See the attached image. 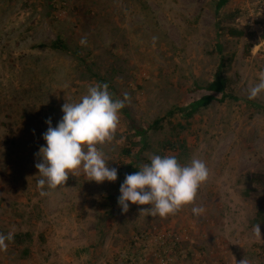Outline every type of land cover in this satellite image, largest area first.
<instances>
[{"label": "rangeland", "instance_id": "374dc122", "mask_svg": "<svg viewBox=\"0 0 264 264\" xmlns=\"http://www.w3.org/2000/svg\"><path fill=\"white\" fill-rule=\"evenodd\" d=\"M216 2L0 0V233L26 239L0 250V264H239L243 257L264 264V110L254 104L264 95L248 99L264 72V0H229L220 13L226 75L239 99L217 94L191 118L178 110L206 93L198 86L212 80L223 56ZM229 27L244 34L231 36ZM59 37L68 50L44 46ZM96 83H107L114 98L129 93L136 120L161 119V127L132 138L127 156L121 110L115 139L98 146L118 180L88 181L78 170L42 197L35 154L46 145L47 121L57 126L62 106ZM153 154H174L182 164L196 156L209 179L194 205L174 215L153 217L140 212L148 205L131 202L122 212L120 185ZM193 206L206 212L195 216Z\"/></svg>", "mask_w": 264, "mask_h": 264}, {"label": "clouds", "instance_id": "9594fccd", "mask_svg": "<svg viewBox=\"0 0 264 264\" xmlns=\"http://www.w3.org/2000/svg\"><path fill=\"white\" fill-rule=\"evenodd\" d=\"M80 44L87 45L86 37L81 38ZM261 95H264V72L259 74L258 82L248 88V99ZM130 102L129 93L125 92L123 98H114L107 83H96L79 101L62 106L64 115L57 126H52L51 119L47 121L49 127L43 134L46 145L35 154L40 158L35 167L39 177L36 184L42 197L48 195L49 189L63 187L69 175H76L78 170L84 172L88 181L118 180V169L109 166L108 158L98 146L115 139L121 110ZM149 160L138 171L126 175L120 185L118 204L122 212H128L129 202L148 205L140 212L153 217L174 215L183 207L194 205L200 187L210 176L206 162L193 156L190 162L182 164L174 154H153ZM191 211L200 216L206 209L193 206ZM253 232L261 238L259 223ZM14 237V231L0 233V250H6ZM239 264H250V261L243 257Z\"/></svg>", "mask_w": 264, "mask_h": 264}, {"label": "trees", "instance_id": "16d2710c", "mask_svg": "<svg viewBox=\"0 0 264 264\" xmlns=\"http://www.w3.org/2000/svg\"><path fill=\"white\" fill-rule=\"evenodd\" d=\"M229 0H217L216 2V10L217 15L219 17L218 25H217V47L220 54L223 55L224 52V45L222 42V25L223 22L220 13L224 12L225 6L228 4ZM227 33L231 36L241 37L244 34V31L239 30L235 27H229L227 29ZM50 49L54 50H68V45L64 39L59 37L54 42L50 43L49 45H44ZM229 64L226 62V57L223 55L217 69L214 73L212 80L204 85H199V89L206 90V93L202 95L199 99H194L191 101L187 106L178 107L180 113H182L186 118L193 117L200 109L208 107L214 100L217 99V94H221L222 97L219 99L220 101H225L226 99H234L238 100L239 97L236 96L232 91L231 88V78L226 75V69L228 68ZM103 79L100 78V81ZM256 107L264 110V104L254 103ZM123 114L127 119V124L129 127L130 138L127 142L124 143L122 146L123 153L127 156L131 155L132 153V138H139L145 137L150 130H157L161 127V119H156L153 123L149 125H143L139 123L136 118L130 113L129 109L125 107L123 110ZM175 110H171L170 114H174ZM137 168H132L131 171L134 173L138 171ZM27 237H30V233H26ZM19 237V238H18ZM15 238H20L22 240H26L22 237L21 234H16ZM173 244H178V242L174 241Z\"/></svg>", "mask_w": 264, "mask_h": 264}, {"label": "built area", "instance_id": "2783aa9c", "mask_svg": "<svg viewBox=\"0 0 264 264\" xmlns=\"http://www.w3.org/2000/svg\"><path fill=\"white\" fill-rule=\"evenodd\" d=\"M166 235H165V233H162V237H165ZM163 264H168L167 263V261L166 262H164Z\"/></svg>", "mask_w": 264, "mask_h": 264}]
</instances>
